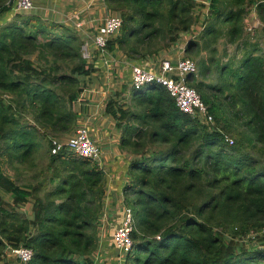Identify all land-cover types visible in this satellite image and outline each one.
<instances>
[{"label":"trees","instance_id":"trees-1","mask_svg":"<svg viewBox=\"0 0 264 264\" xmlns=\"http://www.w3.org/2000/svg\"><path fill=\"white\" fill-rule=\"evenodd\" d=\"M102 1L122 20L107 50L134 61L171 51L202 14L184 48L196 63L186 82L213 118L183 113L157 83L130 88L128 103L107 100L131 155L125 264H264V0ZM10 8L0 0V164L27 163L44 140L48 162L22 185L0 165V261L22 246L31 257L20 264H96L106 174L95 160L49 149V137L78 126L73 103L95 70L81 52L86 37L40 9ZM249 15L256 38L245 32ZM220 39L222 56L233 46L227 60L215 56Z\"/></svg>","mask_w":264,"mask_h":264},{"label":"rangeland","instance_id":"rangeland-1","mask_svg":"<svg viewBox=\"0 0 264 264\" xmlns=\"http://www.w3.org/2000/svg\"><path fill=\"white\" fill-rule=\"evenodd\" d=\"M59 6L63 8V10L58 14L57 18L53 17V12L55 9L54 1L52 0H33L34 5L38 3L37 7L39 9H42L46 14V16L49 19L54 18L53 20L59 23H63L65 25L71 26L74 31L81 33L85 37L92 36L94 34V29L101 23L102 18L106 14H112L115 15V12L110 11L107 7H105L102 0H58ZM90 3V4H89ZM89 4V6H88ZM82 9V10H81ZM206 9L205 6H201L197 8L195 11V14L202 13V10ZM33 10V9H32ZM81 10L79 13V18L83 19L84 25L81 27V29L75 27L74 23H76V19L74 18L75 13ZM28 13V12H27ZM198 18L195 21V24L193 25V30L189 33H186L183 35L181 40L177 42L176 45L171 47V51H160L156 55H151L144 59H139L140 61L146 60L147 62L151 63L152 65L159 62L163 58H170V59H176L182 56H186L190 59H194L192 55H188L184 52L185 45L188 40H190L192 37H194L202 28V14L197 15ZM248 23L247 28L245 32H247V35H249L250 38L257 37V34L248 30L249 26H256L258 24V21L254 20V15L248 16ZM252 23V24H251ZM90 40V39H89ZM92 41V39H91ZM264 42L262 41V44ZM223 39H220L217 43V53L216 57L220 58L222 60H227L230 54L233 53V46H228L227 48V55L222 56V51L224 48ZM90 50H95L90 43ZM118 54L123 57L125 56L123 52L118 51ZM202 54H204L202 52ZM115 57V56H114ZM125 58V57H124ZM127 59V58H125ZM157 60V61H156ZM195 61V59H194ZM91 62V61H88ZM126 69L128 68L126 66H120V65H114L111 67H105L102 71L98 68H95V72H93L91 75L94 76L93 81H90L89 78H85L86 85L85 90H82V92L79 93V98H85V101H82L80 104L76 100L73 105V109L77 112V114L80 112L82 115L79 116L78 119V125L83 124L81 122H84V125L89 127L90 136L93 138L96 135V138L99 139L100 137L103 138V140L110 141L113 146H115L114 141L117 140L118 144V137H119V129L116 128L114 125L115 121L114 119L108 115L105 112V104L109 98H114L118 100L119 103H128L129 102V91H130V83L128 80H126L127 75ZM128 73V72H127ZM125 75V77H124ZM215 75L216 73L213 71H210L208 73V77L205 78L206 82L209 81H215ZM197 78H201L200 76H195ZM89 80V81H88ZM88 81V82H87ZM93 89L95 92L89 93L88 90ZM100 89L101 92L97 93V90ZM104 92V94H102ZM81 104L84 105L86 110H82ZM86 112V115L84 114ZM29 117L31 118V114H29ZM96 117V118H94ZM88 119V120H86ZM80 120V121H79ZM86 120V121H84ZM92 121V122H91ZM99 121V122H98ZM102 121V122H101ZM94 122H98V124H94ZM95 125L93 127V124ZM94 129V130H93ZM100 143V141H98ZM37 150L33 153V155L29 158L30 160L27 161V163L23 165H19L16 161H9V160H3L0 164L2 169L5 173H7L12 179H14L17 184H24L27 182H33L35 183L37 180L39 181L43 176L41 174L37 175L36 178H33V176L37 173L40 169H45L46 164L48 162L47 158V142L44 140L43 142L40 141V145H37ZM116 147V146H115ZM118 149H120L118 147ZM121 150V149H120ZM126 160L131 159V155L127 152L126 154ZM127 160V161H128ZM6 198V197H5ZM120 198H123V195L120 196ZM114 209L118 210L120 207L124 204L121 202H116V198H114ZM28 209V208H27ZM26 209V210H27ZM110 209V207H109ZM104 218V216H103ZM105 219V218H104ZM105 221H101L100 225V241L101 245L99 247H102V240H104L107 236L109 237L110 232L112 231V226L117 222L118 218L116 213H113L112 219H105ZM105 245V244H104ZM111 245H106L105 248L102 250L98 249V254H95V262L97 264H115L117 260V253L113 248H111ZM16 257V256H15ZM12 255H8L5 261H0V264H20L19 261ZM115 260V261H114Z\"/></svg>","mask_w":264,"mask_h":264},{"label":"built area","instance_id":"built-area-1","mask_svg":"<svg viewBox=\"0 0 264 264\" xmlns=\"http://www.w3.org/2000/svg\"><path fill=\"white\" fill-rule=\"evenodd\" d=\"M8 3L11 6V13H27L34 7L33 0H8ZM74 18L77 20L74 23L76 29H81L85 21L76 15H74ZM121 23L122 20L119 16L106 14L102 18L101 23L94 29V34L92 36L88 35L82 44L81 52L83 57L87 61H91L93 51H95L97 55L105 58L104 64L106 67L114 66L113 64L116 63L115 58L112 59L111 52L107 50V40L121 27ZM90 43L95 50H90ZM116 65L119 64L117 63ZM128 67L131 88H139L147 83H157L167 89L180 111L192 117H198L208 124L213 123V118L209 114L206 104L201 100L195 88L186 82L187 76L196 73V63L194 60L186 56L176 59L163 58L154 66V69L147 67L145 62L136 61L129 63ZM90 92H95V90ZM225 138L230 143L233 142L227 136ZM49 149L50 153L54 155L62 151H69L95 160L98 164L102 160L101 148L90 136V132L84 124H79L67 136L49 137ZM120 202L123 203V198H120ZM106 209L107 206L104 212ZM115 213L118 220L112 226L111 231L112 248L118 254L115 264H125V255L131 251L133 246L131 237L133 227L132 211L129 206L123 204L120 209L115 210ZM104 218L103 221H105ZM9 254L14 257L16 256L15 258L20 263L27 262L31 257L30 249L22 246L11 249Z\"/></svg>","mask_w":264,"mask_h":264},{"label":"crops","instance_id":"crops-1","mask_svg":"<svg viewBox=\"0 0 264 264\" xmlns=\"http://www.w3.org/2000/svg\"><path fill=\"white\" fill-rule=\"evenodd\" d=\"M52 1H54V5H56V6L53 7L55 9V11L53 12V17L57 18L58 14H60V12L63 10V8L59 6V1L58 0H52ZM37 5H38V3L34 5L33 10L34 9H39V7H37ZM40 10L43 11L42 9H40ZM81 10H78L75 13V15L79 17V13L81 12ZM44 14H46V13L44 12ZM9 15L10 14L8 12V15L5 16V19ZM54 18H52V19H54ZM110 55H111L112 59L115 58V62L116 63L113 64V65H116L118 63L120 66L123 65V66L128 67L129 63L135 62L134 60L125 59L126 57L124 56L125 57L124 58L123 55L121 56L120 54H118V51H112L110 53ZM104 61H105L104 57H101V56L97 55L96 52L93 51L91 63L94 64V68H98V69H100L102 71L106 67L105 64H104ZM136 62H145L146 66L151 68V69H154L155 68L154 66L159 63V62H157V63L152 65L151 63L147 62L146 60H142V61L139 60V61H136ZM93 72H95V71H93ZM125 75H127L126 80H128V82L130 83V71H129V69L128 70L126 69ZM125 75H124V77H125ZM89 77L87 76L86 78L88 79ZM93 78H94V76L91 75V78H89V80L93 81ZM84 90L86 91V89H84ZM92 90L93 89H90V90H88V92L91 93L90 91H92ZM98 92H101L100 89L97 90V93ZM102 94H104V92H102ZM77 101L80 104L82 101H85V98H79L78 97ZM80 107H82V110H84V111L86 110V108L84 107L83 104H81ZM84 114L86 115V112ZM78 115L81 116L82 114L79 112ZM94 118H96V117H94ZM86 120H88V119H86ZM86 120H84V121H86ZM98 122H94V124L95 123L98 124ZM81 123L84 124V122H81ZM94 124H93V127L95 126ZM88 129H89V127H88ZM93 140L101 148L102 160H101L99 165L104 170V172L106 174V178H107L106 195L104 196V206L105 207L107 206V209L104 212L105 213L104 217H105V219H107V218L112 219V215H113V213H115V210H116L113 207L114 202H115L114 198H116V202H120V196H122L121 186L125 183V180H126V177H127L126 176V165H127V162H128L127 160L128 159L126 160L127 157L125 155L127 152L120 150L121 148H120V146L117 145V142H116L117 140L114 141L116 147L113 146V144H111V140L108 142L106 140H103V138H101V137L99 139H97L96 135L93 137ZM98 141H100V143ZM118 147L120 149H118ZM109 207H112V208L109 209ZM105 223H106V220H105ZM111 240H112V238H111V232H110L109 237L107 236L104 240H102V247H99L98 249L102 250L103 248H105V246L107 244L112 246V241Z\"/></svg>","mask_w":264,"mask_h":264}]
</instances>
